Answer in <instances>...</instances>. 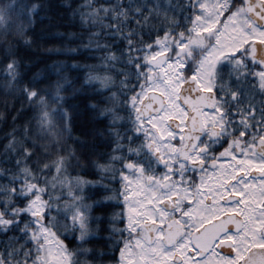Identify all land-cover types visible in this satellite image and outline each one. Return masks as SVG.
Wrapping results in <instances>:
<instances>
[{"label":"snow or ice","instance_id":"6c2138e0","mask_svg":"<svg viewBox=\"0 0 264 264\" xmlns=\"http://www.w3.org/2000/svg\"><path fill=\"white\" fill-rule=\"evenodd\" d=\"M60 7L29 76L53 6L0 0V264H264V0Z\"/></svg>","mask_w":264,"mask_h":264},{"label":"trees","instance_id":"16d2710c","mask_svg":"<svg viewBox=\"0 0 264 264\" xmlns=\"http://www.w3.org/2000/svg\"><path fill=\"white\" fill-rule=\"evenodd\" d=\"M49 4L53 6L52 12L48 13V17H45V13H40V16L37 17V23L35 25L36 34L40 37L36 40V42L30 48H22L20 50V56L25 61V63L31 64V69L28 72V75L31 76L32 73L36 72L38 69L44 68L46 65L52 64L57 60H64L65 57L63 55H55L50 53L48 50L52 48L56 44V39L53 36V33L56 31L65 32V31H77L78 29L72 25L69 18L65 16L63 9L60 5L63 3V0H47ZM81 0H73L74 5L80 3ZM40 17H45L41 19ZM63 17V19H60ZM59 25V27H56ZM82 61V57L80 58ZM71 64V60L68 61ZM91 62V61H89ZM69 78L75 77L77 75L76 71L73 70L71 73H68ZM53 79L55 76L53 75ZM81 80L82 76L79 77ZM3 86L4 82L0 81V111H3V103H4V95H3ZM79 84L73 85V89L79 88ZM72 91L64 93L65 97L68 99V103L71 105H79V111L83 112L84 105L90 103L86 99V94L81 93L80 95L72 98ZM9 103L12 102L11 96L8 97ZM16 108H20L19 102L16 103ZM25 109H27V105H25ZM11 115H15V109H9ZM11 115L8 116L7 122L0 120V138L3 137L5 131L8 130V125L11 124ZM28 115H31L29 112ZM23 120V117L21 118ZM74 124V135H78L83 131L82 125H86L87 127H93V125L87 124V118L84 116L78 117L73 121ZM95 127H101L102 125L97 124Z\"/></svg>","mask_w":264,"mask_h":264}]
</instances>
